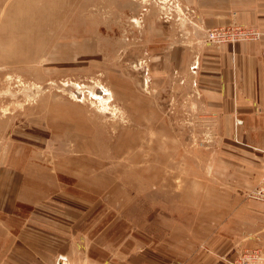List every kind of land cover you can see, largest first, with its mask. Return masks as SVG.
Instances as JSON below:
<instances>
[{
    "label": "rangeland",
    "instance_id": "374dc122",
    "mask_svg": "<svg viewBox=\"0 0 264 264\" xmlns=\"http://www.w3.org/2000/svg\"><path fill=\"white\" fill-rule=\"evenodd\" d=\"M238 1L261 13L263 38L264 0ZM198 6L0 0V185L17 188L13 218L83 214L86 239L171 264L203 252L214 264H264L253 252L264 257V210L245 226L226 221L239 242L207 248L211 223L228 220L235 203L264 204L254 195L264 153L238 171L217 168L188 79L195 63L188 72L156 63L183 36L205 43L207 30L230 26L206 27Z\"/></svg>",
    "mask_w": 264,
    "mask_h": 264
},
{
    "label": "crops",
    "instance_id": "0c3cea01",
    "mask_svg": "<svg viewBox=\"0 0 264 264\" xmlns=\"http://www.w3.org/2000/svg\"><path fill=\"white\" fill-rule=\"evenodd\" d=\"M236 1L198 0L201 22L208 28L234 23L258 27L261 13ZM182 38L177 48L162 49L156 63L187 72L195 63L197 69L188 79L207 114L206 128L215 139L216 167L229 172L243 169L248 162L258 164L264 153V36L219 46ZM15 188L0 185V264H171L156 260L147 250H114L112 240L86 239L85 230L80 231L87 220L83 214L13 218ZM234 208L228 220L211 223L208 250L222 252L231 242H239V238H229L227 226L231 221L245 226L246 218L261 215L264 204L235 203ZM240 230L236 228V234ZM198 256L192 264H214L215 255L203 252Z\"/></svg>",
    "mask_w": 264,
    "mask_h": 264
},
{
    "label": "built area",
    "instance_id": "2783aa9c",
    "mask_svg": "<svg viewBox=\"0 0 264 264\" xmlns=\"http://www.w3.org/2000/svg\"><path fill=\"white\" fill-rule=\"evenodd\" d=\"M261 33L256 27H247L241 24H234L224 27H213L206 31L205 33V43L208 45L219 46L221 44L228 43H238L239 41H254L260 39ZM262 184L259 185L258 190L254 195L256 198L264 199V177ZM248 251V250H247ZM246 251V252H247ZM257 253L259 260L264 258L260 250L253 251ZM258 252H260L258 254Z\"/></svg>",
    "mask_w": 264,
    "mask_h": 264
},
{
    "label": "bare ground",
    "instance_id": "6f19581e",
    "mask_svg": "<svg viewBox=\"0 0 264 264\" xmlns=\"http://www.w3.org/2000/svg\"><path fill=\"white\" fill-rule=\"evenodd\" d=\"M136 23V22H135Z\"/></svg>",
    "mask_w": 264,
    "mask_h": 264
}]
</instances>
